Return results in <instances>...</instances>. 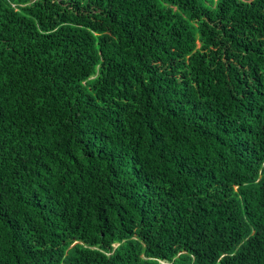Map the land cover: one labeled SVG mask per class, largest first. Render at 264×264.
Returning <instances> with one entry per match:
<instances>
[{"label":"trees","instance_id":"1","mask_svg":"<svg viewBox=\"0 0 264 264\" xmlns=\"http://www.w3.org/2000/svg\"><path fill=\"white\" fill-rule=\"evenodd\" d=\"M0 264H264V0H0Z\"/></svg>","mask_w":264,"mask_h":264},{"label":"rangeland","instance_id":"2","mask_svg":"<svg viewBox=\"0 0 264 264\" xmlns=\"http://www.w3.org/2000/svg\"><path fill=\"white\" fill-rule=\"evenodd\" d=\"M201 2H202L204 5L210 6V5H211V2H213V0H201Z\"/></svg>","mask_w":264,"mask_h":264}]
</instances>
